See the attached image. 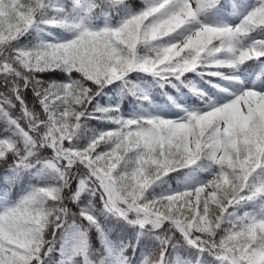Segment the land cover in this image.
<instances>
[{
  "label": "trees",
  "instance_id": "obj_1",
  "mask_svg": "<svg viewBox=\"0 0 264 264\" xmlns=\"http://www.w3.org/2000/svg\"><path fill=\"white\" fill-rule=\"evenodd\" d=\"M154 23L151 0L0 2V189L41 224L39 250L26 264H57L72 225L85 246L67 264H100L120 242L129 243L130 264H238L232 251L264 249V227L252 234L239 223L221 224L237 201L264 188V105L230 134L221 132L217 109L228 78L254 76L264 89V11L215 32L202 52L159 73L137 62L151 51ZM39 31L54 36L43 41ZM221 44L215 60L209 49ZM160 110L173 115L171 124L161 125ZM189 137L196 143L191 159ZM74 151L95 159L116 154L107 181L126 204L112 199L101 173ZM193 168L214 182L211 204L201 197L194 211H176L150 189L180 182ZM142 179L150 184L145 190ZM145 196L168 221L141 215Z\"/></svg>",
  "mask_w": 264,
  "mask_h": 264
},
{
  "label": "rangeland",
  "instance_id": "obj_2",
  "mask_svg": "<svg viewBox=\"0 0 264 264\" xmlns=\"http://www.w3.org/2000/svg\"><path fill=\"white\" fill-rule=\"evenodd\" d=\"M2 0H0L1 2ZM82 0H78L80 2ZM181 6H175L168 0H152V13L156 18L155 30L153 33V45L151 51L140 54L138 64L143 69L159 73L167 67L180 65V58L186 53L202 52L210 38L218 30L225 27H232L238 20V14L247 18H254L264 10V0H228L225 7H221L216 0H183ZM209 6V10L204 13L197 22H188L187 12L195 13L204 4ZM56 20L50 24L53 27ZM161 29H164L161 32ZM39 39L48 41L54 36L49 31H39ZM233 44V43H232ZM224 47L209 49L213 53L215 60L220 59ZM186 63V62H182ZM259 69H264L260 64ZM227 94L225 101L219 102L218 111L222 114L220 120V130L225 134H230L236 124L244 127L257 105H264V90L259 87V81L254 77L246 78L242 85H238L237 80L227 79L224 85ZM55 120V119H54ZM172 115L164 112L161 125H169L173 121ZM57 123V122H56ZM177 130H183V122H175ZM60 131L66 133L64 128L58 125ZM59 136H56L55 142ZM68 138V137H67ZM196 143L189 137L188 158L191 159L195 152ZM74 156L93 165L103 178L107 181L110 170L116 159V154L102 155L95 159L91 158L86 152L74 151ZM108 182V181H107ZM214 182L206 180L199 173L193 170L182 182L160 181L151 185V190H158L165 200L174 207L182 209L186 207L190 210L197 209L203 197L208 204L212 203V186ZM150 184L148 180H141V190H145ZM112 199L125 203L123 199L114 196L109 188ZM261 200L262 202H259ZM144 204L138 211L147 220L156 223L168 221L166 216L160 215L159 210L154 209L149 196L143 197ZM126 204V203H125ZM239 209L234 208L228 211L221 219V224L236 225L248 229L252 234L257 226L264 227V191L258 190L256 194L246 200H240L236 204ZM157 208V207H155ZM158 209L161 210V207ZM160 215V218H158ZM178 218V217H177ZM181 227L182 220L173 219ZM203 221V218L201 219ZM40 219L30 216L26 209L15 206L11 201L9 193L5 189H0V264H26L31 262L37 255L41 237ZM84 247L83 233L77 226H71L65 235L60 248L62 259L59 264H66V260L74 253L81 252ZM127 243H122L116 250V255L109 256L101 264H129L126 254ZM238 264H264V249L257 250L249 248L244 251L235 250L230 253ZM154 264H159L154 263ZM176 264H194L185 259L178 258Z\"/></svg>",
  "mask_w": 264,
  "mask_h": 264
}]
</instances>
